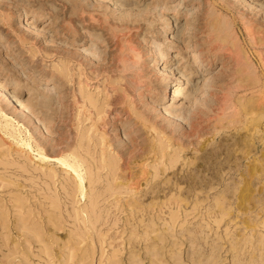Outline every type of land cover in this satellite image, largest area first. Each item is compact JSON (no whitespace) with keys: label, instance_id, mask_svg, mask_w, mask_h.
<instances>
[{"label":"rangeland","instance_id":"rangeland-1","mask_svg":"<svg viewBox=\"0 0 264 264\" xmlns=\"http://www.w3.org/2000/svg\"><path fill=\"white\" fill-rule=\"evenodd\" d=\"M178 2L0 0V36L13 43L10 53L0 44V82L18 84L14 108L0 102V264H264V0H189L191 17L174 15ZM31 16L43 19L29 30ZM187 42L213 63L204 92L214 100L168 121L155 104L176 89L168 75H182L185 102L208 76ZM147 78L145 99L132 83ZM117 118L137 154L117 141Z\"/></svg>","mask_w":264,"mask_h":264},{"label":"bare ground","instance_id":"bare-ground-1","mask_svg":"<svg viewBox=\"0 0 264 264\" xmlns=\"http://www.w3.org/2000/svg\"><path fill=\"white\" fill-rule=\"evenodd\" d=\"M189 2V0H179V2L178 3H176V5H175V9L173 10V12H174V15L176 16V17H178L179 15H180V12H181V14H182V11H184L183 9L187 6V3ZM191 3V2H190ZM196 4H197V2H196ZM155 6V5H154ZM195 6V5H194ZM198 6V5H197ZM186 8H189V9H185V13L184 14H186L188 17H191V16H195V14H196V7H192L191 5L189 6V7H186ZM152 9V8H151ZM156 9V8H155ZM199 9V8H198ZM210 9V8H209ZM209 9H206V10H209ZM212 9V8H211ZM214 9V8H213ZM152 10H154V9H152ZM205 10V9H204ZM145 12V11H144ZM152 12V11H151ZM150 12V13H151ZM202 12V11H201ZM208 12V11H207ZM214 12V11H213ZM142 13V12H141ZM198 13V12H197ZM200 13V12H199ZM159 14V13H158ZM184 14H182V15H184ZM160 15H161V13H160ZM203 15V14H202ZM209 15V14H208ZM174 16V17H175ZM210 16V15H209ZM214 16V15H213ZM186 17V16H185ZM206 17H207V14H206ZM216 17H217V15H216ZM187 18V17H186ZM200 18H202V17H200ZM43 18H36L35 16H31V21H29V22H26L25 23V25L23 26L24 28H26V29H29V30H31L30 28L32 27V23H35L36 21H41ZM188 19V18H187ZM198 19H199V17H198ZM212 19V18H211ZM195 20H197V19H195ZM210 20V19H209ZM220 21H222L221 19H220ZM219 21V22H220ZM243 21V20H242ZM209 22V21H208ZM223 22V21H222ZM192 23V22H191ZM211 23V22H210ZM193 24V23H192ZM191 24V25H192ZM205 24V23H204ZM203 24V25H204ZM215 25V24H214ZM224 25V24H223ZM222 26V25H221ZM217 27V26H216ZM223 28H224V26H223ZM192 29V28H191ZM191 29H189V30H191ZM195 29V28H194ZM25 30V29H24ZM123 30V29H122ZM26 31H28V30H26ZM33 31H34V29H33ZM36 31V30H35ZM34 31V32H35ZM41 31V30H40ZM196 31H197V28H196ZM195 31V32H196ZM200 31V30H199ZM205 31V30H204ZM207 31V30H206ZM223 31H225V30H223ZM36 32H38V31H36ZM112 32V31H111ZM183 32V31H182ZM187 32V31H186ZM189 32L190 31H188V34H189ZM193 32V31H192ZM194 32V33H195ZM202 32V31H201ZM208 32V31H207ZM219 32V31H218ZM119 33V32H118ZM221 33V32H220ZM37 34V33H36ZM41 34V33H40ZM183 34V33H182ZM182 34H181V36H182ZM205 34V33H204ZM211 34V33H210ZM187 35V34H186ZM191 35V34H190ZM199 35H201V34H199ZM203 35V34H202ZM68 36V35H67ZM187 36H189V35H187ZM211 36V35H210ZM183 38L185 39V38H187L185 35H183ZM199 38V37H198ZM130 39V38H129ZM183 39V42H185L186 40H184ZM190 39V38H189ZM208 39V38H207ZM96 41V40H95ZM120 41V40H119ZM126 41V40H125ZM89 42V41H88ZM98 42V41H97ZM96 42V43H97ZM191 42V41H190ZM195 42V41H194ZM197 42V41H196ZM65 43V42H64ZM90 43H92V42H90ZM90 43H88L87 44V46L85 47V48H83V53H84V55L87 57V58H89V59H91V60H94L95 61V59H97L98 60V58H100L101 57V54L103 55V51L101 50H98V49H96V48H94L95 46L94 45H91ZM124 43V42H123ZM198 43V42H197ZM0 44H3V46H5V49L6 50H8V52L10 53L11 51H12V49H11V46H13V43H12V41L11 40H9V39H6V38H4V37H2V36H0ZM127 45L129 44V45H131L130 43H126ZM126 44H125V46H126ZM181 44V43H180ZM200 44H202V43H200ZM65 45V44H64ZM67 45V44H66ZM85 45V44H84ZM119 45V44H118ZM185 45H187L186 46V48H184L185 49V51L187 52V50H188V56L191 58V61H192V64H194L197 68H198V66H199V70H201V71H203V73L205 74V75H210L211 76V74H210V70H211V67L213 66V63H212V61L211 60H208V59H203L201 56H200V49L201 48H199V45H197L196 43L195 44H189L188 42L185 44ZM94 46V47H93ZM121 46V45H120ZM181 46V45H180ZM2 47V46H1ZM0 47V48H1ZM70 47V46H69ZM118 47V46H117ZM130 47V46H129ZM157 47V46H156ZM207 47V46H206ZM105 48V47H104ZM131 48V47H130ZM155 48V47H154ZM176 48H177V46H176ZM210 48V47H209ZM68 49V48H67ZM111 49V48H110ZM128 49V48H127ZM180 49V48H179ZM206 49V48H205ZM208 49V48H207ZM16 50V49H15ZM73 50V49H72ZM104 50V49H103ZM118 50H119V52H120V50L121 49H119L118 48ZM133 50V49H132ZM182 50V49H181ZM200 50V51H199ZM204 50V49H203ZM234 50V49H233ZM80 51V50H79ZM78 51V52H79ZM121 51H124V50H121ZM127 51V50H126ZM129 51V50H128ZM155 51H156V49H155ZM205 51V50H204ZM204 51H203V53H204ZM237 51V50H236ZM2 52V51H1ZM71 52V51H70ZM75 52V51H74ZM208 52V51H207ZM235 52V51H234ZM13 53V52H12ZM83 53H81V54H83ZM117 53H118V51H117ZM121 53V52H120ZM136 53H138L137 51H136ZM136 53H134V54H136ZM70 54V53H69ZM76 54V53H75ZM78 54H80V52L78 53ZM123 54H124V52H123ZM159 54H160V52H159ZM158 54V55H159ZM202 54V53H201ZM206 54V53H205ZM234 54V53H233ZM149 55V54H148ZM166 55V54H165ZM4 56H5V54H4ZM68 56V55H67ZM70 56V55H69ZM75 56V55H74ZM85 56H84V59H85ZM115 56H117V55H115ZM114 56V57H115ZM122 56V60L124 59H126V57H125V55H121ZM123 56H124V58H123ZM167 56V55H166ZM204 56V55H203ZM71 57V56H70ZM82 57H83V55H82ZM119 57V56H118ZM131 57H132V55H131ZM129 58V59H132V58ZM138 57V56H137ZM172 57V56H171ZM170 57V58H171ZM223 57V56H222ZM134 58V57H133ZM161 61L164 63V62H166V58H164V57H162V55H161ZM84 59H83V61H84ZM111 59V58H110ZM136 59V61L139 59V58H135ZM210 59V58H209ZM214 59V58H213ZM240 59V58H239ZM12 60V59H11ZM101 60V59H100ZM100 60H98V62L100 61ZM118 60V59H117ZM120 60V59H119ZM122 60H121V63H122ZM86 61H88V60H85V62ZM126 61V60H125ZM130 61V60H129ZM132 61V63H133V60H131ZM135 61V60H134ZM236 61H238V60H236ZM8 62V61H7ZM12 62V61H11ZM10 62V63H11ZM84 62V63H85ZM93 62V61H92ZM91 62V63H92ZM156 62V61H155ZM110 63V62H109ZM120 63V62H119ZM135 63H138V62H135ZM135 63H133L134 64V66H135ZM97 65H98V63H96ZM104 64V63H103ZM131 64V63H130ZM140 64V63H139ZM138 64V65H139ZM197 64H199V65H197ZM238 64V63H237ZM86 65V64H85ZM93 65H94V62H93ZM109 65V64H108ZM123 65V64H122ZM126 65V63L122 66V67H124ZM132 65V64H131ZM130 65V66H131ZM154 65V64H153ZM155 65H157V64H155ZM12 66V65H11ZM91 66V65H90ZM104 66H106V65H104ZM133 66V67H134ZM140 66V65H139ZM141 66H142V64H141ZM219 66V65H218ZM240 66H241V64H240ZM93 68H94V66H92ZM100 67H102V65L100 66ZM121 67V68H122ZM132 66H131V68H133ZM138 67V66H137ZM156 67V66H155ZM179 67V66H178ZM192 67H193V65H192ZM242 67V66H241ZM105 68V67H104ZM115 68V67H114ZM119 68V67H118ZM120 68V69H121ZM125 68V67H124ZM127 68V67H126ZM125 68V69H126ZM130 67H128V70H130L131 69ZM144 68H146V67H144ZM181 68V67H180ZM219 68V67H218ZM221 68V67H220ZM219 68V69H220ZM226 68V67H225ZM244 68V67H243ZM111 69V68H110ZM119 69V70H120ZM134 69V68H133ZM135 69H136V67H135ZM138 69V68H137ZM136 69V70H137ZM141 69H142V67H141ZM92 70V69H91ZM104 70V69H103ZM116 70V69H115ZM118 70V69H117ZM122 70V69H121ZM120 70V71H121ZM140 70V69H139ZM145 70H147V69H145ZM178 70V69H177ZM218 70V69H217ZM4 71V70H3ZM13 71V70H12ZM19 71V70H18ZM125 71H127V70H125ZM134 71V70H133ZM158 71H161V68H159V70ZM93 72H94V70H93ZM119 72V71H118ZM130 72V71H129ZM140 72V71H139ZM139 72H137L136 71V73H139ZM165 72V71H164ZM161 73L162 74V76L163 75H165V73ZM184 72V71H183ZM196 72V71H195ZM212 72V71H211ZM79 73H80V71H79ZM126 73V72H125ZM128 73V72H127ZM131 73H132V71H131ZM135 73V74H136ZM141 73V72H140ZM158 73V72H157ZM167 73H169L170 75H171V72H167ZM166 73V74H167ZM93 74V73H92ZM199 74V73H198ZM216 74H218V73H216ZM9 75V74H8ZM120 75V74H119ZM122 75V74H121ZM175 75V74H174ZM10 76V75H9ZM100 76V75H99ZM123 76V75H122ZM134 77H132V78H138L139 77V75H137L136 77H135V75H133ZM180 76H182V75H180ZM178 77L177 76V78H173V79H171V77H169V75H168V77H167V79L165 80V82H166V84H165V87L166 86H168V85H171V84H177V86H176V92L174 93V91L171 89V91L170 92H167L166 90H164L163 89V97H158L159 99H158V101L159 102H155V104H157V106L159 107L158 109L157 108H155V109H157V110H159L160 112L159 113H161L163 116V118H165V117H169V118H167L168 119V121H169V119L170 118H178V117H180L181 115H187V117L189 116V118L191 119V117H192V115L194 116L195 114H192V110H194L197 106H198V104L200 103L201 104V106H202V102L201 101H203V100H205V98H209V99H213L214 98V95L213 94H208V92L209 91H207V93L206 92H204V90H206L207 88H209L208 87V85H209V82H210V80H211V77L209 76H203L202 78H201V84H199V90H197V91H195V93H194V95L192 96L191 94V96H192V101L190 102V101H187V102H185V101H180L181 99H183L182 98V96H183V94H184V90H185V88H183V86H182V80H181V77ZM94 77V76H93ZM121 77V76H120ZM141 77H142V75H141ZM140 77V78H141ZM161 77V76H160ZM218 77V76H217ZM250 77V76H249ZM124 78V77H123ZM126 78H127V76H126ZM125 78V79H126ZM129 78V77H128ZM144 78V77H143ZM150 78V77H149ZM52 79V78H51ZM130 79V78H129ZM128 79V80H129ZM139 79V78H138ZM39 80V79H38ZM131 80H133V79H131ZM130 80V81H131ZM135 80V79H134ZM133 80V81H134ZM147 80H148V78H147ZM163 80V79H162ZM184 80V79H183ZM232 80V79H231ZM42 82H43V85H45V86H50L49 85V81L48 80H45L44 78L41 80ZM129 81V83H131ZM117 82V81H116ZM78 83V82H77ZM127 83V82H126ZM133 85H134V92H135V94L137 95V96H143L142 98H145L146 99V96H150L151 94H153V90H152V85H151V83L149 82V80H148V82L146 81V82H144L143 80L142 81H134L133 83H132ZM18 85V84H17ZM17 85L16 84H14L13 85V88L11 89V90H9V89H7L6 88V83L4 82V80H3V82H0V102H2L5 106H7V107H12V108H14L13 106H15V105H12L13 103L10 101V100H13V98L15 97V95L17 94ZM130 84H128V86H129ZM184 86H185V83L183 84ZM187 85V84H186ZM216 85V84H215ZM236 85H237V83H236ZM42 86V85H41ZM61 86V85H60ZM130 86H132V85H130ZM210 86V85H209ZM238 86V85H237ZM240 86V85H239ZM9 87V86H8ZM19 87V86H18ZM127 87V86H126ZM125 87V88H126ZM163 87V86H162ZM186 87V86H185ZM211 87V86H210ZM219 87V86H218ZM245 87V86H244ZM38 88V87H37ZM52 88V87H51ZM59 88V87H58ZM131 88V87H130ZM164 88V87H163ZM213 88V87H212ZM40 89H41V87H40ZM44 89V90H43ZM42 90H43V92L45 93V90H47L48 88H43ZM55 89H57L56 88V86H53V88L52 89H49V90H47V94H48V92L49 91H53V90H55ZM61 89V88H60ZM129 89V88H128ZM127 89V90H128ZM133 89V88H132ZM211 89V88H210ZM215 89H216V86H215ZM227 89V88H226ZM225 89V90H226ZM41 90V91H42ZM194 90V89H193ZM36 91H37V89H36ZM211 91V90H210ZM216 91V90H215ZM220 91V90H219ZM229 91H231V90H229ZM228 91V92H229ZM37 92H39V91H37ZM131 92H132V90H131ZM192 92V91H191ZM212 92V91H211ZM33 93V92H32ZM31 93V94H32ZM50 93V92H49ZM161 93V92H160ZM220 93V92H219ZM43 94V93H42ZM131 94V93H130ZM215 94V93H214ZM218 94V93H217ZM227 94V93H226ZM226 94H225V97H227L226 96ZM54 96L53 97V99H60V95H59V93H57V92H53L52 94H51V96ZM66 95V94H65ZM121 96V95H120ZM137 96H135V97H137ZM206 96V97H205ZM218 97H219V95H217ZM66 97V96H65ZM64 97V98H65ZM119 97V96H118ZM29 98V97H28ZM63 98V97H62ZM220 98V97H219ZM223 98H224V96H223ZM228 98V97H227ZM31 99V98H30ZM117 99V98H116ZM209 99L207 100V101H209ZM225 99V98H224ZM220 100V102H217V100H215L216 101V103L215 104H217L218 106H217V110H219V111H222L221 109H222V107L224 106L223 104L226 102L225 100ZM185 100V99H184ZM187 100V99H186ZM214 100V99H213ZM227 100H229V99H227ZM231 100V99H230ZM240 100V99H239ZM18 103H19V108L18 109H16V107H15V112H16V115H17V117H19V118H26V117H28L29 116V107L27 106V101H28V99H27V101L26 102H24V103H22V101H19V100H16ZM62 101V100H61ZM136 101V100H135ZM142 101V100H141ZM146 101V100H145ZM161 101V102H160ZM210 101H212V100H210ZM209 101V102H210ZM215 101H213V102H215ZM54 102V101H53ZM119 102V101H118ZM204 102V101H203ZM60 103V102H59ZM62 103V102H61ZM148 103H149V100H148ZM147 103V104H148ZM169 103V104H168ZM208 104V102H205V104ZM228 103L230 104V102L228 101ZM262 103H264V102H262ZM64 104V103H63ZM136 104V103H135ZM147 104H145L144 103V105H147ZM165 104H168V105H165ZM204 103H203V105H205ZM213 104V103H212ZM258 104V103H257ZM30 105H31V103H30ZM57 105V104H56ZM59 105V104H58ZM114 105H115V102H114ZM117 105V104H116ZM264 105V104H263ZM2 106V105H1ZM65 106V105H64ZM149 106H150V104H149ZM148 106V107H149ZM152 106V105H151ZM150 106V109L152 108ZM154 106H156V105H154ZM189 106H191L190 108L191 109H187ZM209 106H211L210 105V103H209ZM213 106H214V104H213ZM61 107V106H60ZM135 107V106H134ZM145 107V106H144ZM206 107H208L207 105H206ZM225 107H226V105H225ZM147 108V107H146ZM145 108V109H146ZM199 108V107H198ZM205 108V107H204ZM215 108H216V105H215ZM248 108V107H247ZM1 109V108H0ZM60 109V108H59ZM154 109V110H155ZM197 109V108H196ZM3 110V109H2ZM68 110V109H67ZM122 110H124V109H122ZM190 110V111H189ZM205 110V109H204ZM214 110V109H213ZM7 111V110H6ZM11 111V110H10ZM63 111H65V110H63ZM147 111V110H146ZM196 111V110H195ZM201 111V110H200ZM218 111V112H219ZM12 112H13V110H12ZM14 112V113H15ZM58 112V111H57ZM198 112V111H197ZM60 113V112H59ZM58 113V114H59ZM253 113V112H252ZM124 114V113H123ZM126 114V113H125ZM203 114V113H202ZM15 115V116H16ZM114 115V117H117V115L116 114H113ZM140 115V114H139ZM199 115V114H198ZM204 115V114H203ZM234 115V114H233ZM59 116V115H58ZM119 116V115H118ZM125 116V115H124ZM161 116V115H160ZM196 116V115H195ZM195 116H194V118H195ZM201 116V115H200ZM200 116H198V119H197V121L196 122H194V123H191L190 125L188 124V126H189V128H188V130L187 131H184L183 132V136L184 137H192L193 138V134H194V131H196V130H198L199 128H201V125H203V124H201L202 122V120L203 119H201V117ZM231 116V115H230ZM17 117L15 118V119H17ZM32 117V116H31ZM31 117H29V119L28 120H33V118H31ZM158 117V116H157ZM212 117V116H211ZM214 117V116H213ZM222 117V116H221ZM31 118V119H30ZM113 119V118H112ZM183 119H186L185 117L183 118ZM189 119V120H190ZM118 118H117V123L115 122L114 124H113V131H115L116 133H118L119 134V136L120 137H118L117 138V141L118 142H120L121 143V145L123 146V147H125V149H127V153L129 152V154H130V152H134L135 153V149H137L136 148V142H137V140H135V138H133L132 137V132H131V127H130V129L129 130H125L124 129V127H123V125H124V123H126L125 122V120H119L120 122H118ZM163 120V119H162ZM164 120H166V119H164ZM170 120H172V119H170ZM174 120V119H173ZM176 120V119H175ZM193 120V119H192ZM176 121H178V119L176 120ZM188 120L186 119V122H187ZM218 121H219V119H218ZM227 121V120H226ZM33 122V121H32ZM68 122V121H67ZM70 122V121H69ZM166 122H167V120H166ZM25 123V122H24ZM31 123V122H30ZM182 123V122H181ZM180 123V124H181ZM212 123V122H211ZM26 125V124H25ZM126 125V124H125ZM171 125V124H170ZM221 125V124H220ZM27 126V125H26ZM47 126V125H46ZM58 126H59V124H58ZM183 126V125H182ZM33 127V126H32ZM133 127V126H132ZM175 127V126H174ZM127 128V127H126ZM173 128V127H172ZM33 130V129H32ZM37 130H38V128H37ZM184 130V129H183ZM186 130V129H185ZM200 130V129H199ZM65 131V130H64ZM126 131V132H125ZM180 131V130H179ZM181 131H182V129H181ZM199 133H200V131H198ZM252 132V131H251ZM115 133V134H116ZM181 133V132H180ZM179 133V134H180ZM196 133V132H195ZM199 133H197V134H199ZM33 134V133H32ZM39 134V133H38ZM42 134V133H41ZM40 134V135H41ZM58 134V133H57ZM36 135V134H35ZM43 135H45V133H43ZM50 135V134H49ZM56 136V135H55ZM196 136V135H195ZM37 137V136H36ZM58 137V136H57ZM181 137H182V135H181ZM180 137V138H181ZM53 138H54V136H53ZM53 138H51V139H53ZM56 138V137H55ZM54 138V139H55ZM188 138H187V140H188ZM66 139V138H65ZM186 139V138H185ZM191 139V138H190ZM55 140H57V139H55ZM60 141H62L61 139H60ZM66 141H68V140H66ZM136 141V142H135ZM43 142V141H42ZM64 142V141H63ZM187 142V141H186ZM189 142V141H188ZM60 143V142H59ZM112 143V142H111ZM120 143L118 144V145H120ZM40 144V143H39ZM43 144V143H42ZM61 144V143H60ZM115 144V143H114ZM138 144V143H137ZM247 144V143H246ZM252 144V143H251ZM48 145V144H47ZM117 145V146H118ZM120 145V146H121ZM58 146V145H57ZM60 146V145H59ZM68 146V145H67ZM27 147V146H26ZM62 147H63V145H62ZM62 149V148H61ZM124 149V148H123ZM246 149H247V147H246ZM117 150V149H116ZM137 151V150H136ZM141 151V150H140ZM132 152V153H133ZM131 153V154H132ZM138 153V152H137ZM137 153H135V154H137ZM55 155V154H54ZM127 155V154H126ZM129 156V155H128ZM132 156V155H131ZM44 158V157H43ZM59 158V157H58ZM129 158V157H128ZM130 159V158H129ZM133 159V158H132ZM126 160V159H125ZM124 160V161H125ZM65 161V160H64ZM127 161V160H126ZM61 162H62V160H61ZM64 163H66V162H64ZM128 163V162H127ZM71 168H72V166H71ZM252 169V168H251ZM79 180V179H78ZM80 181H81V179H80ZM242 197H244V196H242Z\"/></svg>","mask_w":264,"mask_h":264}]
</instances>
